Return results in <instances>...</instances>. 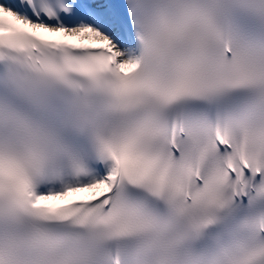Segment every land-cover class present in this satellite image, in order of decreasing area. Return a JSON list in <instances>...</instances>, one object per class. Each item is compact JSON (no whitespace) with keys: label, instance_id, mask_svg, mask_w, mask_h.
I'll return each instance as SVG.
<instances>
[{"label":"snow or ice","instance_id":"1","mask_svg":"<svg viewBox=\"0 0 264 264\" xmlns=\"http://www.w3.org/2000/svg\"><path fill=\"white\" fill-rule=\"evenodd\" d=\"M0 264H264V0H0Z\"/></svg>","mask_w":264,"mask_h":264}]
</instances>
